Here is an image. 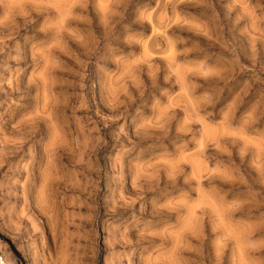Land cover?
Listing matches in <instances>:
<instances>
[{"label": "rangeland", "instance_id": "obj_1", "mask_svg": "<svg viewBox=\"0 0 264 264\" xmlns=\"http://www.w3.org/2000/svg\"><path fill=\"white\" fill-rule=\"evenodd\" d=\"M0 264H264V0H0Z\"/></svg>", "mask_w": 264, "mask_h": 264}]
</instances>
